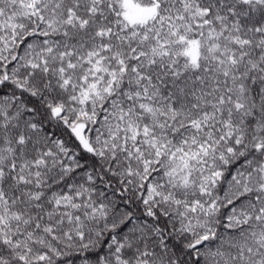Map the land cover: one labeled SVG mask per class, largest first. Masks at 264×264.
I'll use <instances>...</instances> for the list:
<instances>
[{"label": "trees", "instance_id": "obj_1", "mask_svg": "<svg viewBox=\"0 0 264 264\" xmlns=\"http://www.w3.org/2000/svg\"><path fill=\"white\" fill-rule=\"evenodd\" d=\"M84 1L64 0L63 18L71 10L83 22L73 30L78 39L100 21ZM213 2L229 11L235 38L223 108L228 152L213 189L211 228L220 231L229 209L240 203L264 214V0H186L191 41L202 42L209 21L215 25ZM111 4L121 16L123 0ZM29 10L0 54V264H206L199 236L182 231L166 203L149 197L148 182L129 173L119 153L98 148V111L73 110L57 62L24 60L30 45L59 35L45 33L36 4ZM184 54L176 60L187 71L193 64ZM135 88L125 72L113 85L142 126L173 139L171 110L159 108L153 87L148 95L129 97ZM79 126L88 148L74 133ZM241 171L247 189L235 196L228 184Z\"/></svg>", "mask_w": 264, "mask_h": 264}, {"label": "rangeland", "instance_id": "obj_2", "mask_svg": "<svg viewBox=\"0 0 264 264\" xmlns=\"http://www.w3.org/2000/svg\"><path fill=\"white\" fill-rule=\"evenodd\" d=\"M84 2L100 21L78 39L73 30L83 22L71 10L63 18L64 0H0V54L9 47L19 20L28 16L30 4H36L45 33L59 35L30 45L23 58L27 63L39 59L43 65L55 60L56 73L77 105L73 110L89 115L98 111V148L119 153L129 173L148 182L149 197L166 203L182 231L199 236L206 264H264V214L249 202L231 207L220 231L216 224L211 228L217 210L213 189L228 152L223 108L235 52L229 11L213 2L215 25L209 21L199 43L189 39L186 0H123L121 16L113 11L112 0ZM150 5L158 6L156 16L140 19V10ZM187 40V48L181 47ZM181 52L193 64L187 71L186 63L176 60ZM122 72L135 79L129 97L148 95L153 87L159 108L171 110L177 126L173 139L142 126L117 96L113 85ZM74 133L88 148L82 126ZM244 179L242 171L232 177V195L247 189Z\"/></svg>", "mask_w": 264, "mask_h": 264}, {"label": "water", "instance_id": "obj_3", "mask_svg": "<svg viewBox=\"0 0 264 264\" xmlns=\"http://www.w3.org/2000/svg\"><path fill=\"white\" fill-rule=\"evenodd\" d=\"M157 13V5L146 6L140 10L139 16L141 19H149Z\"/></svg>", "mask_w": 264, "mask_h": 264}]
</instances>
